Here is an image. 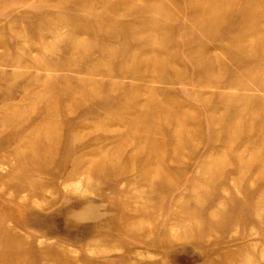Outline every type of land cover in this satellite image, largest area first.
I'll return each mask as SVG.
<instances>
[{
	"label": "rangeland",
	"instance_id": "1",
	"mask_svg": "<svg viewBox=\"0 0 264 264\" xmlns=\"http://www.w3.org/2000/svg\"><path fill=\"white\" fill-rule=\"evenodd\" d=\"M0 264H264V0H0Z\"/></svg>",
	"mask_w": 264,
	"mask_h": 264
},
{
	"label": "bare ground",
	"instance_id": "2",
	"mask_svg": "<svg viewBox=\"0 0 264 264\" xmlns=\"http://www.w3.org/2000/svg\"><path fill=\"white\" fill-rule=\"evenodd\" d=\"M143 225V224H142Z\"/></svg>",
	"mask_w": 264,
	"mask_h": 264
}]
</instances>
